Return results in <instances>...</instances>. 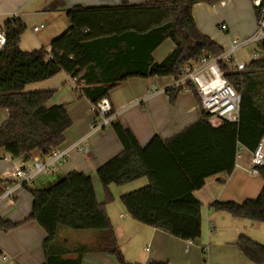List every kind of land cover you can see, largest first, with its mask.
<instances>
[{
	"label": "trees",
	"instance_id": "trees-1",
	"mask_svg": "<svg viewBox=\"0 0 264 264\" xmlns=\"http://www.w3.org/2000/svg\"><path fill=\"white\" fill-rule=\"evenodd\" d=\"M219 1L76 5L66 12L69 28L52 40L49 50H22L20 40L26 25L21 20L7 21V42L0 49V109H7L9 117L0 125V151L13 159L46 157L65 142V133L73 124L67 106H48L55 91H27L32 83L51 79L62 71L79 76L80 92L94 106L103 98L109 99L110 92L131 77L178 79L186 63L205 54L221 55L225 48L203 34L193 17L195 4ZM255 13L259 15L258 10ZM167 39L174 41L175 48L162 61H155L154 50ZM256 50L261 57H252L243 70L222 65L225 76L241 94L238 122L209 121L192 85L190 91L197 96L203 117L168 140L155 135L142 147L130 128L116 117L111 119L123 151L97 170L106 193L104 203L97 199L93 178L80 171H70L48 188L22 185L33 196L28 219L35 220L47 233L42 245L44 264H82L87 252L108 253L117 264H141L125 258L106 205L113 200L108 193L110 185L120 186L142 177L148 179L146 186L121 197L129 214L182 240L195 242L201 237L202 204L194 191L211 176L231 175L239 147L253 151L264 137V39L257 43ZM170 90L174 103L184 86L174 85ZM100 122L95 112L93 123ZM258 175L264 180V166ZM3 191L0 186V195ZM211 208L264 223V184L254 198L242 203L215 201ZM18 225L0 217L2 232ZM65 230L94 231L98 236L92 246H70L62 239ZM235 245L250 261L264 264V245L246 235H240Z\"/></svg>",
	"mask_w": 264,
	"mask_h": 264
},
{
	"label": "crops",
	"instance_id": "crops-1",
	"mask_svg": "<svg viewBox=\"0 0 264 264\" xmlns=\"http://www.w3.org/2000/svg\"><path fill=\"white\" fill-rule=\"evenodd\" d=\"M145 1L0 0V28H5L9 20H21L27 29L21 36L20 48L24 51L41 47L49 50L52 40L70 26L66 14L68 9L76 5L115 6L141 4ZM255 8L253 0H220L213 5L201 2L193 6V17L203 34L226 46L227 43L223 42L226 36L215 35L208 24V18L198 15L197 12L205 11L210 14L219 10V17H223L222 23L227 25V29L223 31H235L239 37L244 38L256 31ZM41 25L44 27L38 31L34 30ZM174 48L172 39L165 40L154 50V60L162 61ZM69 75L62 71L51 79L26 87V90L31 92L54 90L55 94L48 106L65 104L73 120L72 126L65 133V142L60 147L67 150L65 160L49 172L36 176L29 187L48 188L70 171H80L93 178L97 199L104 203L106 193L97 170L121 153L123 145L110 123L95 127L93 104L68 84ZM174 82L172 76L131 77L110 92L109 101L115 109L114 117L132 130L142 147L155 135L168 140L203 117L197 96L192 91H181L174 103L171 102L170 89L175 85ZM183 92L192 94L193 100L190 97L191 100L187 99V104L183 103ZM8 117V110L0 109V125ZM239 154L231 175L211 176L201 189L194 191V196L202 204V235L195 242L176 238L163 229L140 223L129 214L121 197L146 186L147 177L120 186L110 185L108 193L112 195L113 200L106 205L107 212L127 261L141 264H256L250 261L235 243L240 235H246L264 245V223L235 218L225 211H215L211 208L215 201L242 203L245 199L254 198L259 194L264 180L261 175L249 171L252 151L244 148ZM4 156V151H0V186L4 187L0 195V217L19 225L9 232L0 231V264H44L42 245L47 233L35 220L28 219L32 212L33 196L15 179L7 178L5 171L10 173L16 167L28 165L35 158L46 157L34 155L29 159L21 157L5 160ZM8 191L10 192L7 193ZM97 236L98 233L95 232L93 235L68 231L62 233V239L70 246L86 243L94 245ZM4 256L7 259H4ZM82 264H117V261L105 252H87L83 256Z\"/></svg>",
	"mask_w": 264,
	"mask_h": 264
},
{
	"label": "built area",
	"instance_id": "built-area-1",
	"mask_svg": "<svg viewBox=\"0 0 264 264\" xmlns=\"http://www.w3.org/2000/svg\"><path fill=\"white\" fill-rule=\"evenodd\" d=\"M253 1L256 10L259 11V15L256 16L257 27L252 35L243 39L234 38L231 46L228 49L225 48V51L219 56L205 54L197 61L186 63L181 69V76L178 79L174 78L175 86L183 85L186 91H190L192 89L191 85L193 86L200 98L202 107L209 116L208 120L211 122H214L213 120L239 121L241 94L225 76L222 65L226 64V66L238 71L243 70L247 66V63L238 60L236 56L237 50L244 45L257 44L264 39V0ZM42 27L44 25L35 27L34 30L38 31ZM221 29H227V25L222 23ZM7 37L5 28H0V49L6 44ZM252 57L260 58L261 56L255 50ZM68 84L72 85L77 91H80L79 76L69 75ZM93 111L98 113L101 119V122L95 125V127L109 124L115 116V114L111 115L112 105L108 98H103L97 105H94ZM242 149L244 147L240 146L237 156H240L239 152ZM66 155L67 150L61 148L55 149L45 159L35 158L28 165L16 167L10 173L5 171L6 177H12L21 186H30L36 176L47 173L53 167L59 166L65 160ZM3 158L7 160L11 157L4 156ZM262 166H264V137L252 151L249 171L252 174L258 175ZM3 258L7 259L6 256ZM201 264H206V262Z\"/></svg>",
	"mask_w": 264,
	"mask_h": 264
},
{
	"label": "rangeland",
	"instance_id": "rangeland-1",
	"mask_svg": "<svg viewBox=\"0 0 264 264\" xmlns=\"http://www.w3.org/2000/svg\"><path fill=\"white\" fill-rule=\"evenodd\" d=\"M213 10H216V9H213ZM197 13H198V15L200 14V15L204 16L205 18H208V24H209L210 28L212 29V31L215 35L220 34L221 36L222 35L226 36V38L223 39V42L227 43L226 46H223L224 48L228 49L231 46L232 40L234 38L243 39V37H239V35L235 31H232V33H225V31H223V29L220 28V26L222 25V22H223V17L222 16L219 17V15L221 14V12L219 10H218V12H211L210 14L205 12V11L204 12H197ZM238 20H241V19H238ZM255 49H256L255 43L244 45L237 50L236 56H237L239 61H244V62L248 63L252 59V56H253ZM157 56H158V54H157ZM183 94H185L184 99H183V103L187 104L189 102L187 99L191 100V98H192V100H193L192 94L185 93V92H183ZM213 121L214 122H220L219 120H213ZM65 231H68V233L76 232L79 234H81V233H92V235L94 233L92 231H73V230H65ZM84 245L92 246L93 244L92 243H86Z\"/></svg>",
	"mask_w": 264,
	"mask_h": 264
}]
</instances>
